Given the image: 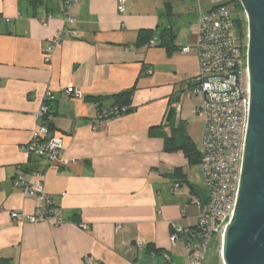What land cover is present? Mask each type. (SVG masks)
Returning a JSON list of instances; mask_svg holds the SVG:
<instances>
[{
  "label": "crops",
  "instance_id": "0c3cea01",
  "mask_svg": "<svg viewBox=\"0 0 264 264\" xmlns=\"http://www.w3.org/2000/svg\"><path fill=\"white\" fill-rule=\"evenodd\" d=\"M226 1L124 0L119 12L118 0H78L71 8L75 35L51 48L46 61L43 50L64 24L62 0H0V260L135 264L151 244L165 262H185L170 233L196 222L193 199L206 196L200 161L165 151L150 131L164 124L174 100L180 103L179 111L173 108L176 124L191 115L197 19ZM169 28L178 47L171 53L160 45ZM47 90L54 96L49 134L63 138L68 166L27 151ZM127 90L134 109L99 120L98 105L111 107L110 96ZM38 174L61 209V225L10 217L31 214L36 205L14 178L33 182Z\"/></svg>",
  "mask_w": 264,
  "mask_h": 264
},
{
  "label": "built area",
  "instance_id": "2783aa9c",
  "mask_svg": "<svg viewBox=\"0 0 264 264\" xmlns=\"http://www.w3.org/2000/svg\"><path fill=\"white\" fill-rule=\"evenodd\" d=\"M77 1L62 0L64 24L43 50L46 61L50 60L51 48L58 47L67 36L75 35L76 19L71 14V8ZM123 3L124 0H118L119 12L124 10ZM50 18L51 15H47L39 21L44 24ZM196 29L195 48L199 72L192 78L189 91L198 97L191 112L204 121L199 155L206 196L204 200L193 199L198 210L196 222L188 227H175L170 233L171 244H180L182 247L185 256L183 264H202L208 248L213 245L219 233L222 241L223 230L232 216L239 186L250 98L247 24L245 34L238 36L230 10L216 6L198 16ZM182 50L187 51L188 48L183 47ZM65 91L70 93L69 89ZM74 95L81 96L77 91H74ZM53 99L52 92L47 90L38 112L42 123L33 129L27 151L46 157L51 163L68 166L72 161L62 158L65 148L63 138L49 134L50 102ZM172 106L179 111V101L174 100ZM119 115H122L119 109L113 108L98 114V119L105 120ZM37 176L38 179L33 182L26 181L22 175L14 178V185L20 187L26 196L34 198L36 205L31 214L12 211L10 217L30 223L63 224L65 219L61 209L52 203L51 196L46 193L41 175ZM173 187L178 188L179 183ZM115 228L119 230L121 225L116 224ZM135 247L140 250L142 244L137 243Z\"/></svg>",
  "mask_w": 264,
  "mask_h": 264
},
{
  "label": "water",
  "instance_id": "95a60500",
  "mask_svg": "<svg viewBox=\"0 0 264 264\" xmlns=\"http://www.w3.org/2000/svg\"><path fill=\"white\" fill-rule=\"evenodd\" d=\"M246 17L249 113L233 213L221 241L223 264H264V0H238ZM156 257L135 264H158Z\"/></svg>",
  "mask_w": 264,
  "mask_h": 264
},
{
  "label": "trees",
  "instance_id": "16d2710c",
  "mask_svg": "<svg viewBox=\"0 0 264 264\" xmlns=\"http://www.w3.org/2000/svg\"><path fill=\"white\" fill-rule=\"evenodd\" d=\"M229 1V0H228ZM228 1L219 4L217 6H224L228 8L232 14L231 9L228 7ZM236 2V14L233 15L234 21V29L238 36H242L246 32V18L243 11V8L238 0H232ZM216 7V6H215ZM167 11L170 10V6L167 5ZM145 32V31H144ZM149 33V31H146ZM176 38V34L174 30L171 28L164 29L162 31L160 45L164 46L168 53L174 52L178 49V47L174 44V40ZM133 95V90H127L124 92H119L111 95L110 97L113 99V105L107 109H102L98 105V111L100 114L103 111L111 110L113 108L119 109L121 114H126L131 112L134 108L131 106V99ZM92 100L98 102L97 98H91ZM121 109H124L121 111ZM175 115L174 109L172 107L169 108L166 116L165 123L163 125L151 128L150 134L161 137L164 141V149L167 152L181 150L190 160L199 159V152L196 150V146L186 133L184 121H179L177 124L175 123ZM204 200V199H202ZM160 249L155 248L153 245L148 244L145 251V258H149L151 256L156 257L159 260L160 257ZM0 264H10V261L7 259L0 260Z\"/></svg>",
  "mask_w": 264,
  "mask_h": 264
},
{
  "label": "rangeland",
  "instance_id": "374dc122",
  "mask_svg": "<svg viewBox=\"0 0 264 264\" xmlns=\"http://www.w3.org/2000/svg\"><path fill=\"white\" fill-rule=\"evenodd\" d=\"M228 1V0H227ZM229 4V8L232 11V14L235 15L236 14V2L229 0L228 1ZM183 25H187L189 21L187 20H183L182 21ZM190 93V92H189ZM191 101L196 102V100H198L197 96H193L191 95ZM187 114H189L188 110H187ZM178 121V119H177ZM184 124H185V129L188 133V135H190L191 140L193 141V143L195 144V146H199L202 142V136H203V131H204V121L202 117H197L195 115L192 114L187 118V120H184ZM165 123V121H164ZM220 250H221V234L219 233L216 237V239L214 240L213 245L208 248L207 250V254L205 257V260L203 261L202 264H223L222 260H221V254H220ZM176 253H177V257L179 258V261H182L183 259H185L184 256V252L182 250L181 245H178L176 247ZM158 264H174L173 262H165L164 260H162L161 258H159V263Z\"/></svg>",
  "mask_w": 264,
  "mask_h": 264
}]
</instances>
